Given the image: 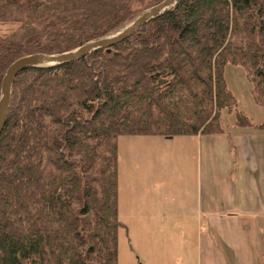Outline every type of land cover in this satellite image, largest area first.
<instances>
[{"label":"trees","instance_id":"obj_1","mask_svg":"<svg viewBox=\"0 0 264 264\" xmlns=\"http://www.w3.org/2000/svg\"><path fill=\"white\" fill-rule=\"evenodd\" d=\"M161 1L0 0L17 25L0 83L14 60L109 36ZM228 64L264 98V0H178L109 49L21 70L0 133V264H117V138L223 134Z\"/></svg>","mask_w":264,"mask_h":264},{"label":"rangeland","instance_id":"obj_2","mask_svg":"<svg viewBox=\"0 0 264 264\" xmlns=\"http://www.w3.org/2000/svg\"><path fill=\"white\" fill-rule=\"evenodd\" d=\"M16 28L17 25L13 23H0V37L13 32ZM223 76L226 88L235 99L234 106L229 112L224 109L220 113V124L230 139L224 135L204 137L205 140H201L198 146L196 138L188 136L117 138V216L122 225L117 230V264H139L145 254L143 244L139 243L141 233L136 236L132 229V235L129 232L127 234L124 228L129 210L126 194L131 201L130 207L135 209L144 204L164 207L169 203V198L164 194L179 191V205L187 212L188 207L193 205L189 201L192 193L199 189L203 190L204 187L216 190L218 187L230 186L235 171L248 172L254 161L259 169L258 173L264 175V133L253 132L264 122V98L260 99L253 93V85L250 84L253 77L247 68L228 64L224 68ZM237 112L242 113L248 120L247 130L237 128L235 124ZM243 132L246 136H235L243 135ZM251 134L256 137L248 136ZM204 154L210 158L205 170L208 173L206 179L203 178ZM249 157V161L245 160ZM233 158L236 160L235 164ZM161 191L164 194L160 195Z\"/></svg>","mask_w":264,"mask_h":264},{"label":"crops","instance_id":"obj_3","mask_svg":"<svg viewBox=\"0 0 264 264\" xmlns=\"http://www.w3.org/2000/svg\"><path fill=\"white\" fill-rule=\"evenodd\" d=\"M222 135L230 139L225 130L212 136ZM192 137L200 146L201 140L210 136ZM232 161L236 163L234 158ZM209 163L210 158L204 154V179ZM251 165L248 172L235 171L230 186L216 190L204 187L192 193L189 201L193 205L187 212L179 205V191H161L160 195L169 198L164 207L144 204L135 209L126 194L129 210L124 228L127 234L132 229L136 236L141 233L139 243L145 250L139 264H264V175L258 173L255 161Z\"/></svg>","mask_w":264,"mask_h":264},{"label":"water","instance_id":"obj_4","mask_svg":"<svg viewBox=\"0 0 264 264\" xmlns=\"http://www.w3.org/2000/svg\"><path fill=\"white\" fill-rule=\"evenodd\" d=\"M178 0H162L158 4L144 10L128 25L120 31L109 36L96 39L83 44L71 51L56 54H32L14 60L5 70L0 83V133L3 129L5 116L8 108L10 89L15 76L25 68H50L68 62H73L86 57L90 53L99 49H109L136 33L143 24L153 20L174 7Z\"/></svg>","mask_w":264,"mask_h":264}]
</instances>
